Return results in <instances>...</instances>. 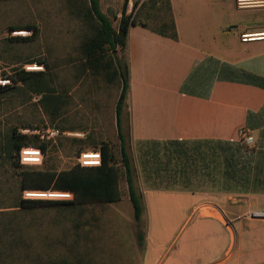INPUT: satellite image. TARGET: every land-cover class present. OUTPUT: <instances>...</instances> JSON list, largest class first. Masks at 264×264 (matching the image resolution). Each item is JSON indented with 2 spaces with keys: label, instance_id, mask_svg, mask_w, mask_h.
I'll use <instances>...</instances> for the list:
<instances>
[{
  "label": "trees",
  "instance_id": "obj_1",
  "mask_svg": "<svg viewBox=\"0 0 264 264\" xmlns=\"http://www.w3.org/2000/svg\"><path fill=\"white\" fill-rule=\"evenodd\" d=\"M69 15L81 21L85 28L80 46L78 75L103 78L108 84L119 89L116 103V126L120 141L119 150L111 142L97 141L91 136L86 140L70 138L79 146L77 156L84 150H101L102 166L58 170L44 167L23 166L19 161L22 147H40L45 152L58 146L41 140L38 135L22 134L19 128L11 131L4 154L15 168L21 169L19 195L11 204L0 205V264H92L89 252L80 250L79 224L74 232L60 237L51 233H29L25 214L46 207H57L81 211L94 204H114L122 201L125 181L129 201L133 207L135 221L140 224L146 212L144 183L149 189L176 190L199 189L212 192H264V155L242 141L223 140H172L167 142L145 141L138 148L132 139L129 107L131 81L127 61L128 35L132 26H142L160 36L179 41L172 0H147L138 7L134 3L128 13V0L118 11L101 8L100 0H65ZM116 23V24H115ZM27 30L31 36H14L8 42L27 44L39 36L35 24L11 25L9 31ZM119 53H122L123 59ZM73 61V60H72ZM26 62H32L26 60ZM48 70V60L39 59ZM11 83L0 85V97L23 84L39 100L45 111L56 120L64 115L68 90L56 82L53 74L40 71L15 69L13 74H4ZM216 79H231L258 86H264V78L247 72H233L232 67L214 58L200 63L188 76L182 86V93L201 98H210ZM6 92V93H5ZM65 92V96L63 95ZM37 129V128H32ZM64 131V130H63ZM89 149H86L84 144ZM45 163V161H44ZM44 165V164H43ZM25 190H59L74 193L73 200L24 199ZM71 221H78L72 218ZM32 228V225H31ZM140 245L146 236L139 231Z\"/></svg>",
  "mask_w": 264,
  "mask_h": 264
},
{
  "label": "crops",
  "instance_id": "obj_2",
  "mask_svg": "<svg viewBox=\"0 0 264 264\" xmlns=\"http://www.w3.org/2000/svg\"><path fill=\"white\" fill-rule=\"evenodd\" d=\"M105 1V10L118 11L120 17L124 0ZM172 6L179 41L142 26L129 31L127 111L134 146L145 141H239L240 130L247 128L255 150L264 155V86L216 79L210 98L181 91L190 73L208 58L230 65L234 73L264 78V40L241 41L242 33L264 32V6L240 9L236 0H172ZM201 192L208 190L178 194L195 197L190 223L195 221L186 229L185 241L164 247L153 264H264V220L252 216L264 209V192H215L213 199Z\"/></svg>",
  "mask_w": 264,
  "mask_h": 264
},
{
  "label": "rangeland",
  "instance_id": "obj_3",
  "mask_svg": "<svg viewBox=\"0 0 264 264\" xmlns=\"http://www.w3.org/2000/svg\"><path fill=\"white\" fill-rule=\"evenodd\" d=\"M125 1V0H124ZM123 4V0H119ZM65 0H0V78L13 74L15 69H25L39 59L48 60L51 69L45 66L46 74L56 77L60 86L67 88L66 113L54 120L47 113L39 95H34L23 84L0 97V205L11 204L19 195L21 169L15 168L4 154V149L14 128L45 129L48 126L59 128L62 132L85 134L84 137L63 134L58 138L56 149L52 148L45 165L58 170L68 169L77 164V149L70 138L111 142L119 150V137L116 126V103L119 89L108 84L103 78L92 76L77 77L79 46L86 33L84 24L71 17ZM123 8V7H122ZM120 8L119 11L122 10ZM104 12L106 1L103 2ZM133 7L128 8V13ZM121 14V13H120ZM119 17V16H118ZM121 17V15H120ZM35 24L39 36L27 44H12L8 40L14 36H31L27 30L9 31L11 25ZM116 24V23H115ZM15 32H27L17 34ZM123 59L122 53H119ZM31 60L32 62H26ZM73 60V61H72ZM6 79V78H4ZM13 85V83H11ZM6 93V92H5ZM65 96V92H63ZM42 98V95H40ZM64 130V131H63ZM239 142V141H238ZM256 147L254 142L248 144ZM89 149L85 143L84 146ZM124 196L114 204H94L81 211L46 207L25 214V225L29 233H51L60 237L74 232V224L80 223V250L89 252L92 264H153L162 255L164 247L178 245L185 241L187 231L195 219L192 203L195 197L183 193L180 188L171 193H150L144 183L146 212L140 224L135 221L133 207L129 201L127 186L122 180ZM245 191L224 192L225 194H244ZM213 199L211 191L201 192ZM1 207V206H0ZM204 210H206L204 208ZM196 217V216H195ZM78 221H71V219ZM32 225V228H31ZM145 236L143 245L139 244L138 232ZM147 239V241H146Z\"/></svg>",
  "mask_w": 264,
  "mask_h": 264
},
{
  "label": "built area",
  "instance_id": "obj_4",
  "mask_svg": "<svg viewBox=\"0 0 264 264\" xmlns=\"http://www.w3.org/2000/svg\"><path fill=\"white\" fill-rule=\"evenodd\" d=\"M136 0H128V8L132 6L134 8V3ZM147 0H138V7ZM236 5L240 9H246L251 8L255 6H262L258 4L257 0H236ZM19 33V32H15ZM261 34V35H259ZM258 35V36H255ZM255 37V39H253ZM264 32L262 33H242L241 34V41L242 42H252L255 40H264ZM44 65L39 64H32L25 66L26 71H41L44 70ZM11 81L9 79L0 78V85L6 86L9 85ZM41 99V96L39 98H36V101H39ZM22 134L26 135H38L41 140L44 141H50L52 142V145L57 144L58 138L62 136L63 134L67 135H77L78 133H67L62 132L59 128L48 126L45 129H37V130H30V129H22ZM239 141L245 142L247 144H252L254 142V138L251 134V132L247 128H242L239 132ZM26 159L29 161V163H22L21 160ZM19 161L20 164L23 166H32V167H41L44 164L45 161V152L40 147L35 146H25L22 147L19 152ZM103 163V155L101 150H84L80 152V154L77 157V164H79L82 167H99L102 166ZM39 193L41 195L37 196H29L26 198L25 193ZM23 198L24 199H44V200H73L74 199V193L70 191H59V190H25L23 192ZM202 206L198 208V210H201ZM252 216L257 219L264 220V209H260L257 211L252 212Z\"/></svg>",
  "mask_w": 264,
  "mask_h": 264
},
{
  "label": "clouds",
  "instance_id": "obj_5",
  "mask_svg": "<svg viewBox=\"0 0 264 264\" xmlns=\"http://www.w3.org/2000/svg\"><path fill=\"white\" fill-rule=\"evenodd\" d=\"M258 4L264 6V0H257ZM261 38H264V37H261ZM253 39H255V37H253ZM22 163H29V161H27L26 159H22L21 160ZM37 195H41L39 193H30V192H26L25 193V196L26 198L29 197V196H37Z\"/></svg>",
  "mask_w": 264,
  "mask_h": 264
},
{
  "label": "bare ground",
  "instance_id": "obj_6",
  "mask_svg": "<svg viewBox=\"0 0 264 264\" xmlns=\"http://www.w3.org/2000/svg\"><path fill=\"white\" fill-rule=\"evenodd\" d=\"M18 34H27V32H19ZM259 35H261V34H259ZM256 36V35H255ZM258 36V35H257Z\"/></svg>",
  "mask_w": 264,
  "mask_h": 264
}]
</instances>
